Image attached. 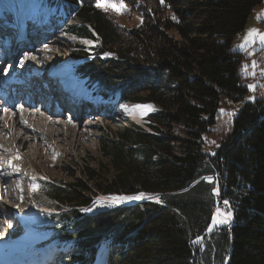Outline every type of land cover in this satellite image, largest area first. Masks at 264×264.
<instances>
[{
    "label": "trees",
    "instance_id": "trees-1",
    "mask_svg": "<svg viewBox=\"0 0 264 264\" xmlns=\"http://www.w3.org/2000/svg\"><path fill=\"white\" fill-rule=\"evenodd\" d=\"M50 1L74 13V37L114 55L96 56L75 72L105 96L157 108L147 120L150 132L124 120L114 139H100L109 170L89 169L88 177L103 182L96 188L102 195L159 194L163 205L84 217L76 208L90 205V193L79 184L43 183L42 198L35 196L39 206L46 200L73 208L54 217L61 223L55 239L74 247L70 263L90 264L100 245L111 243L108 264H264V85L249 101V58L232 49L264 0H122L124 16L140 1L136 27L96 8V0ZM254 56L264 68V53ZM224 199L233 220L209 232ZM197 236L205 238L197 244Z\"/></svg>",
    "mask_w": 264,
    "mask_h": 264
},
{
    "label": "rangeland",
    "instance_id": "rangeland-1",
    "mask_svg": "<svg viewBox=\"0 0 264 264\" xmlns=\"http://www.w3.org/2000/svg\"><path fill=\"white\" fill-rule=\"evenodd\" d=\"M24 1L30 6H35L38 2H36V0ZM43 1L44 4L52 3L50 1L47 2L46 0ZM138 4H140V1L135 2L132 12H126L125 16L122 13H117L111 9H109V11L114 12L117 15V19L120 20L119 22H121L123 25L127 27H136L141 23V17L138 15L137 8H134ZM52 8L56 11L57 6L54 4V2L52 4ZM57 11V16L54 17L51 24H49L50 26H48L47 28V31L50 32V34L46 35L45 37L47 38V40L42 42L41 46L35 50V53L31 52L29 54L30 57L33 55L36 56V59L32 60L29 57V60L31 61H28L31 63L32 68H35V66L38 65L39 68L42 69V66L46 65V67H52V74L58 72L60 75H62L66 73L70 69V67L75 68L86 61H80L76 59L73 60L71 58V53L75 51L74 46H76L77 40H80L70 33V28L76 23V17L74 13L68 15L66 14V12H62L61 6ZM32 31L33 34L30 36H35V29ZM261 36H264V22H262L260 19H255V17H251L246 28L244 29V32L242 34L240 33L232 47L233 51L245 54L244 56H247L249 58L245 61L243 68L245 70V75H247V77L249 78V80L247 81V87L249 90L247 98L249 101H253L256 98L255 92L257 90V87L264 85V68H257L258 65L256 63V57L254 56L258 52L264 53V41L260 39ZM82 43L88 47L92 44V42L90 44H86L84 41H82ZM92 58L93 57L89 59ZM5 67L7 66H4V68ZM46 67L42 70H49ZM17 70L18 68L16 67L14 71ZM249 86L252 87L250 88ZM98 90L100 92V86H98L97 91ZM113 97L116 99L118 95H115ZM103 102H105L106 105L112 104L110 99L103 100ZM86 103L91 102L86 101ZM88 107H92V109H95V114H93L95 116L102 115L100 111L105 109L104 107L98 108V106L96 105ZM151 108V110H156L155 108H153V106ZM110 111L109 113H107L108 118L106 117L105 120H100L99 116L98 118H94L95 121H89L86 119V121H82L79 124L74 125L67 124L63 119H54L56 122L58 121V125L61 124L60 127H57L59 138H46L44 134L41 135L36 133L35 135H33L32 133L26 134V136L24 137H27L29 139L26 148H23V146H21L22 144H19L18 141L14 142V140L10 138L14 134L16 126L8 124L6 122L4 123V119L2 118L6 116V114L0 117V165H2V167H7V162L9 160H13V158L11 157L15 155V157H20L19 162L24 167L23 169H20L19 177L15 176V171L11 172V174L9 175L4 174V177L14 176L13 182L9 184V188L11 189V191L14 190L13 197L16 198L15 202H13L12 204V207H18L19 214L24 211V207H27V209L31 208L29 210V212L31 213L21 217L23 219L22 223L24 225L25 231H18V228H15L12 231V233L18 232V235H20V242L15 241V239L0 240V249L3 252L9 254L11 263L12 257L15 258L14 264H21L19 260L21 259L23 261L27 258L28 253H26L25 250L27 247L24 244L30 243L32 245L34 243V238L36 237H49L50 242H48L47 244L51 247L58 246L57 244H59L55 239L56 235L54 234L55 230L61 226V223L55 221V218L53 217V210L57 209L55 206L58 204L53 201L50 203L49 201L44 200V202L47 204V206L44 207L49 208L47 209V211L44 210V208L35 209L33 207L35 203L34 201L36 200L35 198L38 197L41 199V196L44 193L45 186L42 183L57 182L67 187L79 184L86 188L90 194L86 193L85 196H87L92 203L89 207H85L79 210V212L84 217H91L93 215L95 216L100 212L104 213L105 211H108L112 208H102L99 206H95V209L92 207L94 205L93 201H96L101 196H103L96 190V188L102 186L103 182L97 180L96 183H91L88 177L89 169L94 170V172L96 173L98 171L103 172L101 175H104V173L108 172L109 170L103 157L100 154V139H114L115 133L120 128L119 126L124 125L125 122L123 121L124 119H122L123 116H115L116 114L113 116V111ZM131 120L128 122H131ZM147 120H142L141 118V121L138 122V126H140V128L142 129L150 131L146 126L148 124ZM44 129L47 128L44 127ZM41 131L42 130H40V132ZM77 132L81 134L78 135L79 137L77 135H74ZM111 133L114 135L112 136ZM178 134L180 135V133ZM19 135L20 134H17L16 136ZM33 177L35 178V181L32 180ZM33 183L39 185V188L36 192H33L31 189V185ZM17 190H21L23 194H18ZM37 192L38 195H36L35 197L34 193ZM27 209H25V211H28ZM88 209H92V211H88ZM60 210H63V212L66 213L70 211V208L68 206H61ZM222 210L226 211L225 207H223ZM48 213H51V215H49ZM55 215H58V213ZM27 218L29 221L26 220ZM0 228L3 230L5 229L4 232L8 231V228L4 226ZM100 246V251L94 258L93 264H108L107 258L110 257V255L113 253V251L116 250V248L112 247L111 243H105V245L103 244ZM51 247L48 248V251H50ZM72 248L73 250H68L67 254H64L66 253L64 250L67 251L66 248L59 250V253H56L55 249L50 253L48 258L49 261L46 262V264H71V261L68 260V258L74 253V247ZM45 252L46 250L41 251V256H43L44 258L47 257L45 255Z\"/></svg>",
    "mask_w": 264,
    "mask_h": 264
},
{
    "label": "bare ground",
    "instance_id": "bare-ground-1",
    "mask_svg": "<svg viewBox=\"0 0 264 264\" xmlns=\"http://www.w3.org/2000/svg\"><path fill=\"white\" fill-rule=\"evenodd\" d=\"M11 4H13V3H11ZM12 6V5H11ZM25 14H24V17H26L27 15H29V11L27 10L26 12H24ZM34 30V29H33ZM36 31V30H35ZM33 32V31H32ZM33 34V33H32ZM31 34V35H32ZM29 53H31V52H29ZM20 57H22V54L20 55ZM31 59V58H30ZM29 60V58H27V61ZM29 61H31V60H29ZM29 61H28V63H29ZM14 69H16V67H14ZM57 84H58V87H59V83L57 82ZM53 92H54V89L52 90ZM145 105H148V106H151L152 107V103L151 104H132V105H129V106H127V107H123L124 109H125V113L126 114H128V115H126L128 118H131V119H133L134 121H137V122H140L141 121V118H143V116L146 114V113H149L150 111H152L151 109L152 108H150V109H146V108H144V107H142V106H145ZM138 106H141V107H138ZM121 113H123V112H121ZM93 114H94V111H93ZM100 116V115H99ZM5 117V118H4ZM2 119H4V123L6 122V123H8V124H11V125H14V126H16V129H15V131H14V134L10 137L12 140H14V142L15 141H18V143L19 144H22L21 146H23V148H26V146H27V143L29 142V139L27 138V137H24V136H26V134H30L31 133V131H30V129H29V127H28V125H26V124H22L17 118H13L12 117V115H8V114H6V116H4ZM22 119H24V120H26L27 122H29L30 123V125H32V127H34L35 128V130L36 131H39V129H41L42 131H43V134H44V136L46 137V138H51V137H54V138H59L58 136H59V132H58V126L60 127V125L61 124H59L58 125V121L56 122L55 120H53V119H46V118H41V117H32V116H29V117H27V116H25V117H21ZM97 118H98V116H97ZM133 121V122H134ZM54 123V124H53ZM67 125V124H66ZM44 127L45 128H47V129H44ZM51 128V129H49V128ZM69 130V129H68ZM72 130V129H71ZM22 131V132H21ZM13 132V131H12ZM19 132H21V133H19ZM70 132V131H69ZM68 132V133H69ZM76 132V131H75ZM9 133H10V131H9ZM17 134H20L19 136H16ZM62 134V133H61ZM70 134V133H69ZM80 133L79 132H77V133H75L74 135H79ZM81 135V134H80ZM13 137V138H12ZM24 137V138H23ZM79 137V136H78ZM56 141H57V139H56ZM17 143V142H16ZM25 150V149H24ZM4 173H6L5 172V170H0V178H1V176H2V174H4ZM3 178H5V180H4V185H9L11 182H12V177H8V178H6V176L4 177V176H2ZM0 185H1V183H0ZM14 191V190H13ZM11 192V194L9 193V195H10V197H11V195H13L14 194V192ZM145 194H147V193H145ZM134 195V194H133ZM148 195V194H147ZM132 196V195H131ZM148 196H151L152 197V200L153 201H155L156 202V197L155 196H152V195H148ZM101 201H107V199L108 198H106V197H104V196H101L100 198H99ZM143 200H148V199H143ZM149 200H151V199H149ZM139 201H141L142 202V200H139ZM139 201H126V202H124V203H122V204H120V206H125L126 208H130V207H133V206H135V205H137V204H140V203H138ZM147 202V201H146ZM95 206H98V205H93L92 207L93 208H95L96 209V207ZM38 208L39 209H42V208H44V210H46L47 211V209H49V208H47V207H41L40 208V206H38ZM0 210H1V208H0ZM28 212V211H27ZM5 213H8L9 214V212L6 210L5 211ZM15 228H19L18 227V225H16L15 226ZM22 230V229H21ZM9 234L10 233H12V231H7ZM7 232H4V230L3 229H1L0 228V240L2 239V240H4L6 237V235H8V233ZM9 237V236H8ZM17 238V237H16ZM19 239H20V236H19ZM38 241H40V239H39V237H36V238H34V243L35 242H38ZM33 243V244H34ZM32 244V245H33ZM20 262H21V260H19ZM11 263V261H10V258H9V254L8 253H5V252H3L1 249H0V264H10ZM29 262H21V264H28Z\"/></svg>",
    "mask_w": 264,
    "mask_h": 264
},
{
    "label": "snow or ice",
    "instance_id": "snow-or-ice-1",
    "mask_svg": "<svg viewBox=\"0 0 264 264\" xmlns=\"http://www.w3.org/2000/svg\"><path fill=\"white\" fill-rule=\"evenodd\" d=\"M164 0H161V3H163ZM95 7L98 9H104L105 11L111 9L117 13H121L125 8L126 5L122 2H117V0H96L95 3ZM142 22V21H141ZM260 39L262 41H264V36H261ZM86 44H90L91 41H84ZM25 58H29L28 54L25 53ZM106 55H110V54H106ZM32 60L36 59V56H31L30 57ZM250 88L252 86H249ZM141 107V106H138ZM146 109H150L151 106L145 105L142 106ZM221 113L224 111L223 109L220 110ZM69 120H71V117H69ZM210 155H214V153H210ZM55 158V157H54ZM15 159H20L19 156L15 157ZM8 167L18 171V169L16 168V166L14 165L13 160H9L8 162ZM33 181H35V178H32ZM208 183H216L215 181H213V179L211 177L208 178ZM39 188V185L36 183H33L31 185V189L33 192H36ZM212 193L214 196H218L219 195V188L218 187H213L212 189ZM143 199H152L151 196H148L145 193H139L136 195H132V196H112L109 197L107 199V201H101L100 199H97L96 201H93V203L95 205H98L99 207L102 208H106V207H113V206H118L126 201H139V200H143ZM156 202L160 203L159 198H156ZM230 205V201L227 199L222 200L221 204L219 206H217L215 208L214 213L211 214L210 216V224L207 226L208 227V231L212 232L214 230V228L216 227H220V226H224V225H230L231 221L233 220L234 217V212L231 210H227V211H223L222 208L224 206H229ZM88 211H92V209H88ZM49 215H51V213H48ZM205 237H201V236H197L194 240V243H201V241L204 239Z\"/></svg>",
    "mask_w": 264,
    "mask_h": 264
},
{
    "label": "crops",
    "instance_id": "crops-1",
    "mask_svg": "<svg viewBox=\"0 0 264 264\" xmlns=\"http://www.w3.org/2000/svg\"><path fill=\"white\" fill-rule=\"evenodd\" d=\"M252 17H255V19H260L262 22H264V3L255 11V14Z\"/></svg>",
    "mask_w": 264,
    "mask_h": 264
},
{
    "label": "water",
    "instance_id": "water-1",
    "mask_svg": "<svg viewBox=\"0 0 264 264\" xmlns=\"http://www.w3.org/2000/svg\"><path fill=\"white\" fill-rule=\"evenodd\" d=\"M148 195H152V196H155L156 198L158 197V198H160L161 196L159 195V194H149V193H147ZM135 195V194H134ZM104 197H112V196H130V195H103ZM144 201H153L152 199L151 200H142V203L144 202ZM141 201H139L138 203H140Z\"/></svg>",
    "mask_w": 264,
    "mask_h": 264
}]
</instances>
